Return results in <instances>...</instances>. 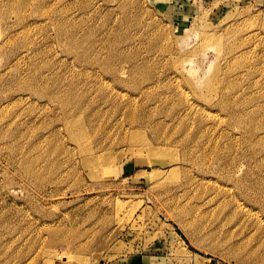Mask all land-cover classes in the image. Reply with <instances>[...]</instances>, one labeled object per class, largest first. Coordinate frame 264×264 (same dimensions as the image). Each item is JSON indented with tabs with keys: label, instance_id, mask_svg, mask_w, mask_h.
I'll use <instances>...</instances> for the list:
<instances>
[{
	"label": "rangeland",
	"instance_id": "rangeland-1",
	"mask_svg": "<svg viewBox=\"0 0 264 264\" xmlns=\"http://www.w3.org/2000/svg\"><path fill=\"white\" fill-rule=\"evenodd\" d=\"M0 264H264V0H0Z\"/></svg>",
	"mask_w": 264,
	"mask_h": 264
},
{
	"label": "bare ground",
	"instance_id": "bare-ground-1",
	"mask_svg": "<svg viewBox=\"0 0 264 264\" xmlns=\"http://www.w3.org/2000/svg\"><path fill=\"white\" fill-rule=\"evenodd\" d=\"M205 40V39H204ZM246 44V43H245ZM250 69V68H249ZM236 77V76H235ZM49 99V98H48ZM78 104V103H77ZM67 108V107H66ZM73 109V108H72ZM71 113V112H70ZM241 115V114H240ZM210 117V116H209ZM213 117V116H212ZM217 118V117H216ZM241 118V117H240ZM213 119V118H212ZM74 124V123H73ZM80 136H81V132L79 131V132H75V134H74V138L77 140V137L78 138H80ZM72 137V136H71ZM159 149H157L156 151H158ZM155 151V152H156ZM152 152V151H151ZM154 152V151H153ZM160 152V151H159ZM89 154H91V153H89ZM95 154V153H94ZM148 154V153H147ZM87 155V154H86ZM143 155V154H142ZM149 155V154H148ZM157 155V154H156ZM159 155H160V153H159ZM149 158L151 157V156H148ZM153 157V156H152ZM161 157V156H160ZM172 157V156H171ZM158 158H159V156H158ZM89 159V158H88ZM87 160V159H86ZM110 161V160H109ZM149 161V160H148ZM102 160H101V158L100 157H97V156H95V158H93V159H89V160H87L86 161V164H89V165H96V166H100V165H102ZM113 166V165H112ZM203 180V179H202ZM195 181V180H194ZM201 182V181H200ZM209 182V181H208ZM197 183V182H196ZM208 184V183H207ZM213 184V183H212ZM191 185H193V184H191ZM199 186V185H198ZM218 186V185H217ZM221 186V185H220ZM194 187V186H193ZM200 188H201V185H200ZM204 188V187H203ZM209 190V189H208ZM212 190V189H211ZM203 191V190H202ZM220 191V190H219ZM224 192V191H223ZM201 193H203V192H201ZM210 193H211V191H210ZM213 193V192H212ZM214 196H215V194H214ZM239 206V205H238ZM246 212V211H245ZM247 213V212H246ZM251 216V215H250ZM258 220V219H257ZM58 255V254H57ZM58 257V256H57ZM66 260V259H65Z\"/></svg>",
	"mask_w": 264,
	"mask_h": 264
}]
</instances>
